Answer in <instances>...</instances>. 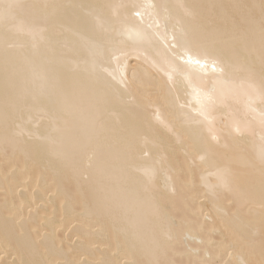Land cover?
<instances>
[{"label": "bare ground", "instance_id": "bare-ground-1", "mask_svg": "<svg viewBox=\"0 0 264 264\" xmlns=\"http://www.w3.org/2000/svg\"><path fill=\"white\" fill-rule=\"evenodd\" d=\"M0 264H264V0H0Z\"/></svg>", "mask_w": 264, "mask_h": 264}, {"label": "snow or ice", "instance_id": "snow-or-ice-1", "mask_svg": "<svg viewBox=\"0 0 264 264\" xmlns=\"http://www.w3.org/2000/svg\"><path fill=\"white\" fill-rule=\"evenodd\" d=\"M19 5H15V4H0V16H2V18L4 20H8L10 18H14V10L19 8Z\"/></svg>", "mask_w": 264, "mask_h": 264}]
</instances>
